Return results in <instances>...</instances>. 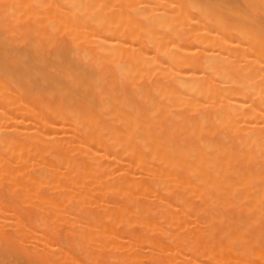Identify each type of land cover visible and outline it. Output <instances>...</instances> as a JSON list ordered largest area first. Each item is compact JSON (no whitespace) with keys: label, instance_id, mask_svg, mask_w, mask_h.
Segmentation results:
<instances>
[{"label":"bare ground","instance_id":"1","mask_svg":"<svg viewBox=\"0 0 264 264\" xmlns=\"http://www.w3.org/2000/svg\"><path fill=\"white\" fill-rule=\"evenodd\" d=\"M0 264H264V0H0Z\"/></svg>","mask_w":264,"mask_h":264}]
</instances>
